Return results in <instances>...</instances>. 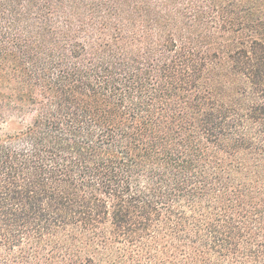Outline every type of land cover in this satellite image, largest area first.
Here are the masks:
<instances>
[{
  "label": "trees",
  "instance_id": "obj_1",
  "mask_svg": "<svg viewBox=\"0 0 264 264\" xmlns=\"http://www.w3.org/2000/svg\"><path fill=\"white\" fill-rule=\"evenodd\" d=\"M0 264H264V0H0Z\"/></svg>",
  "mask_w": 264,
  "mask_h": 264
}]
</instances>
